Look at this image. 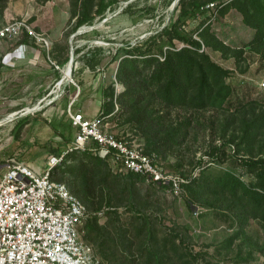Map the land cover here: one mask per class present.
Returning a JSON list of instances; mask_svg holds the SVG:
<instances>
[{
    "label": "rangeland",
    "instance_id": "374dc122",
    "mask_svg": "<svg viewBox=\"0 0 264 264\" xmlns=\"http://www.w3.org/2000/svg\"><path fill=\"white\" fill-rule=\"evenodd\" d=\"M82 1H0L3 15L27 18L51 43L49 50L39 46L43 50V65L21 66L23 53L13 50V46L8 48L10 43H16L4 42L5 50L0 53V179L6 161L11 158L28 161L38 171L45 169L49 156L66 146L59 130L68 139L74 133L65 106L68 108L72 103L73 109L74 102L94 101L99 74L104 87H109L112 81L116 87L118 64L129 55L127 50L137 45L145 49L147 39L169 28L181 0H116L93 23L75 29L76 13ZM93 2L98 4L99 0ZM207 7L204 15L190 19L181 28L188 37L199 41L200 46L175 40L171 49L187 47L208 54L228 71L222 83L231 94L249 92L250 98H264V46L248 44L255 30L243 21V14L235 7L222 9L213 3ZM96 8L95 5L92 13ZM26 41L36 45L29 38ZM97 49L103 53L99 63L94 67L86 65L84 54ZM165 50H169L168 46ZM71 56H74L72 79L80 88L68 81L55 96L53 90L64 78L61 70ZM49 58L59 63L60 68ZM118 83L123 92L125 86ZM66 88H71V92ZM121 92L116 87V96ZM114 100L116 112L120 103L116 97ZM35 106L37 109L32 110ZM170 110L163 134L168 133L173 141H167L165 147L157 146L153 154L173 178L180 180L181 191H171L170 183L158 187L144 175L130 180L129 172L118 171L113 164L110 165L113 176L105 185L95 188L96 201L101 203L92 212L99 215L100 231L114 236L117 229L130 228L134 223L137 234L147 220L144 232L133 241L128 239L134 246L124 245L120 237L117 239V249L108 252L115 253L113 264H146L148 254L141 255V251L145 253L144 249L151 247L158 249L163 264H264V217L242 206L243 202L228 192L223 193L217 183L226 173L234 174L246 184L255 182V174L237 166L236 158H264V129L253 123L264 105L250 103L239 112L222 104L204 108L175 106ZM121 120L107 121V128L118 135L129 134L131 140L143 145L144 139L130 130V123ZM231 134L236 135L235 142L228 140ZM218 147L230 156L222 155L223 159L214 160L212 151ZM206 169L210 176L201 179L199 186L192 185V178L200 177ZM210 208L230 213L235 227L206 215ZM140 213L145 217L139 219ZM122 255L126 261L119 258ZM135 259V263L129 261Z\"/></svg>",
    "mask_w": 264,
    "mask_h": 264
},
{
    "label": "trees",
    "instance_id": "16d2710c",
    "mask_svg": "<svg viewBox=\"0 0 264 264\" xmlns=\"http://www.w3.org/2000/svg\"><path fill=\"white\" fill-rule=\"evenodd\" d=\"M115 1L99 0L98 4H95L93 0H83L76 13L78 18L74 28L77 29L84 24L93 23L94 19L103 15ZM224 1L181 0L178 12L169 28L147 39L148 45L145 49H142L140 45L128 49L129 55L121 59L115 75L116 81L122 83L125 90L116 96L115 81H112L109 87H104V100L98 114L103 117V122L123 119L122 123H130V130L144 139L143 148L145 152L153 154L157 146L165 147L167 141H173L171 137L168 138V133L163 134L166 132V122L170 117L172 107L204 108L209 105L222 104L227 109L239 112L250 103L257 102L264 105V98H250L249 92L239 93L237 96L234 93L231 94L229 88L222 83V79L227 76L228 71L211 60L208 54L191 51L187 47L177 50L171 49L175 46V40L200 46L199 41L188 37L181 28L190 19L204 15L208 11L207 5L211 3L217 4V7L222 9L227 6L237 8L243 14V21L255 30L254 37L248 44L264 46V0H230L228 3ZM95 5L97 8L92 13ZM2 16L3 13L0 11V17ZM200 34H203V31ZM27 38L28 36H24L22 40L25 41ZM167 46L169 50H165ZM101 52L100 49H97V51L85 53L86 65L96 66L99 63V56L103 54ZM160 56L163 59H160ZM56 64L60 65L57 62ZM222 86L223 88H221ZM81 93L82 90H80ZM222 94L223 97H220L219 95ZM115 97L120 103V108L116 112H114ZM258 116L262 119H259ZM253 123L260 130L264 129V110L256 116ZM23 124L21 123V125ZM229 124L232 122L229 121ZM22 128L23 126L20 129ZM231 135L228 140L235 142L236 135ZM122 136L129 141L133 139L129 134ZM251 136L254 135L251 134ZM65 141L70 142L69 139ZM225 143L230 142L225 141ZM62 150L59 148L54 153H61ZM222 155L224 158L230 156L220 147L212 151L214 160L222 158ZM236 160L238 161L237 166L255 174V182L246 184L234 174L226 173L219 178L220 180L218 179L220 183H217L223 193L228 192L231 197L242 201V206L254 212H260L264 217V158L253 159L249 157L236 158ZM111 164L109 159L100 157L91 148L77 149L68 153L62 163L55 166L51 172L52 179L65 183L70 191L86 204L90 214L83 222L82 229L85 231L83 239L93 246L102 264H113L115 261L112 260L115 253L108 254V252L111 249H117L119 237L124 245L134 246L132 244L133 239L144 232L143 229L147 223V220H144L142 226L138 228L137 234L134 233V229H136L133 227L134 223L130 228L117 229L114 236L100 231L98 228L99 215L92 210L101 203V200L96 201L95 188L105 185L113 176L110 171ZM162 165L164 166V164ZM140 176L142 175L134 172L127 174L130 180H135ZM209 176L210 173L207 169L203 170L202 175L198 178L193 177L191 183L194 186H199L200 180ZM154 184L158 187H164V184L157 182ZM206 215H212L216 219L223 220L225 224H229V227L236 225L234 218L227 211L210 208ZM138 217L142 219L145 215L141 214ZM128 239H132V241ZM174 241L175 239H173ZM144 250L145 253L141 251V255L147 257L148 254L146 264H163L164 261L157 248L151 247ZM119 258L126 261L123 255ZM129 261L135 263L136 259Z\"/></svg>",
    "mask_w": 264,
    "mask_h": 264
},
{
    "label": "built area",
    "instance_id": "2783aa9c",
    "mask_svg": "<svg viewBox=\"0 0 264 264\" xmlns=\"http://www.w3.org/2000/svg\"><path fill=\"white\" fill-rule=\"evenodd\" d=\"M24 36L49 50L48 38L27 18L0 17V47ZM116 87L117 92L122 91L117 81ZM67 113L75 128L73 140L61 153L49 156L45 169L38 171L18 158L5 163L0 179V264H102L81 234V224L89 214L86 204L65 183L51 178L53 168L73 150L91 148L118 171L139 173L159 184L170 183L175 193L181 191L180 180L154 154L146 153L135 140L111 132L103 117L74 112L72 103Z\"/></svg>",
    "mask_w": 264,
    "mask_h": 264
},
{
    "label": "crops",
    "instance_id": "0c3cea01",
    "mask_svg": "<svg viewBox=\"0 0 264 264\" xmlns=\"http://www.w3.org/2000/svg\"><path fill=\"white\" fill-rule=\"evenodd\" d=\"M15 43H16L15 45L10 43L8 48L10 49L13 46L14 47V48H12L13 50H15V51L19 50V54L23 53L24 59L21 60V62H20L21 66L22 65L25 66L26 64L34 65L36 63H39L40 65H43L42 55H41L43 53V50L39 46L31 44L30 41L29 42H27L26 40L22 41V39L18 40ZM4 44L5 43H3V45H1V47H0V53H1V50H5ZM9 53L11 54V56L13 55V51H11ZM49 60L52 63L53 60L50 59V58H49ZM35 73H37V71H35ZM61 74H62V72H61ZM98 78H99V83L96 86V88H94V91L97 92V93H95V92L93 93V95H94L93 97H96V99L94 98V101L88 100L86 102H78L76 100L77 102H74V105H73L74 107L72 109L74 112H82L88 118L95 117V116H97L99 114V112L101 110V107H102L103 99H104V85H103V83L101 81H104V80L103 79L101 80L100 74H99ZM100 82H101V84H100ZM67 90H68V92H71V88L67 89ZM64 112L67 113V106H65ZM56 122L58 124L61 123L60 120H57ZM69 124L72 125L71 119H70ZM74 134H75V128H74V133L72 134V138L69 139L70 142L69 143L67 142L66 146H68L72 142ZM59 136H61V138H60L61 140H67L68 139V136L66 134L60 132V130H59ZM62 149H64V147ZM26 162L30 164V162H28V161H26Z\"/></svg>",
    "mask_w": 264,
    "mask_h": 264
},
{
    "label": "bare ground",
    "instance_id": "6f19581e",
    "mask_svg": "<svg viewBox=\"0 0 264 264\" xmlns=\"http://www.w3.org/2000/svg\"><path fill=\"white\" fill-rule=\"evenodd\" d=\"M62 74H63L64 78L62 79V81L60 80L61 81L60 85H58L56 87V89L53 90V94H55V96L59 95L62 85L65 84V82L68 83V81H71V79H72V72H71V69H70V62H68L66 67L64 68V70H62ZM50 100H54V98H51ZM31 109L32 110L33 109H37V107L35 106V108H31Z\"/></svg>",
    "mask_w": 264,
    "mask_h": 264
},
{
    "label": "water",
    "instance_id": "95a60500",
    "mask_svg": "<svg viewBox=\"0 0 264 264\" xmlns=\"http://www.w3.org/2000/svg\"><path fill=\"white\" fill-rule=\"evenodd\" d=\"M72 50H74V48H72ZM69 62H70V69H71V72H72L73 64H74V56H71V57H70ZM11 117H12V116H11Z\"/></svg>",
    "mask_w": 264,
    "mask_h": 264
}]
</instances>
